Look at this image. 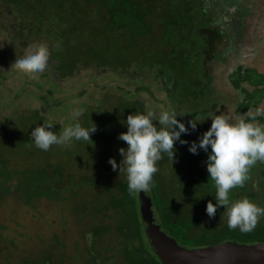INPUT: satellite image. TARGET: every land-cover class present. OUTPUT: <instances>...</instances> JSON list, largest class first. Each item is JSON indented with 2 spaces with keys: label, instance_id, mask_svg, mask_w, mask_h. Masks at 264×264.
<instances>
[{
  "label": "trees",
  "instance_id": "obj_1",
  "mask_svg": "<svg viewBox=\"0 0 264 264\" xmlns=\"http://www.w3.org/2000/svg\"><path fill=\"white\" fill-rule=\"evenodd\" d=\"M0 9L9 20L0 25L12 33L11 45L25 48L37 41L48 45L55 80L85 66L98 67L126 76L125 85L131 87L129 91L113 87L75 118L72 124L95 126L89 140L54 144L47 151L32 142V128L52 124L59 134L61 125L38 109H15L0 117V202L14 196L29 206L44 198L74 204L72 223L78 225L70 236L63 231L52 236L31 231L24 237L35 249L39 247L38 253L6 264H162L145 235L140 191L128 190L118 152L127 146L118 136L127 130L128 114H156L142 95L165 91L160 73L171 82L169 99L190 106L189 115H196L190 120L176 117L188 129L181 139L198 142L210 127L208 118L216 100L209 86L206 53L212 43L201 33L204 18L199 0H0ZM230 78L235 90L245 96L236 115L246 114L264 99V74L238 67ZM245 120L264 125V109L260 116ZM189 121L197 123L195 130ZM153 124L165 127L157 120ZM188 146L175 143L173 161L162 153L152 186L143 191L152 201L156 224L190 249L227 241L264 244V216L250 232L230 229L222 216L224 206L217 208L213 218L207 216L206 204L216 203L215 185L206 171L207 153L197 149L193 155ZM110 158L116 160V170L108 163ZM13 180L16 184L10 185ZM242 197L264 208V162L251 166L243 185L229 192L230 201ZM84 234L90 236L88 247L79 246ZM9 243L15 246L13 240ZM1 257L0 253L4 264Z\"/></svg>",
  "mask_w": 264,
  "mask_h": 264
},
{
  "label": "rangeland",
  "instance_id": "obj_2",
  "mask_svg": "<svg viewBox=\"0 0 264 264\" xmlns=\"http://www.w3.org/2000/svg\"><path fill=\"white\" fill-rule=\"evenodd\" d=\"M213 1L202 0L205 8L208 6L210 11L209 21L217 23L218 27L209 25L207 20L200 26L201 33L212 43L206 53V67L211 79L209 86L212 97L216 100L211 113L226 115L230 122L260 116L264 109V99L246 114L236 115L235 110L245 96L232 86L230 74L238 67L264 74V0H219L224 6H220L225 13L223 19L216 15L217 9L212 5ZM3 12L0 9V22L8 23ZM222 12L218 11L219 14ZM6 29L0 25V117L13 113L15 109H38L64 128L75 120L74 110L96 105L106 91L113 87H124L127 91L131 89L130 84L125 85L128 83L126 76L117 77L113 72L98 67L85 66L71 76L55 80L53 67L49 62V67L44 72L29 74L12 65L15 54H22L27 47L17 48L11 45L12 33H8ZM148 63L154 62L148 59ZM160 78L165 91L155 90L152 95L143 94L142 100L151 105V110L154 109L157 116L163 110H176L185 119H193L196 115H189L192 111L190 106L177 105L169 99L173 89L170 80L161 73L158 75V79ZM243 87L252 89L248 84H243ZM251 123L259 124L257 120ZM9 184H16V180ZM71 205L44 198L29 206L18 202L14 196L0 202V253L4 264L33 258L39 247L37 245L38 248L35 249L24 237L29 236L31 231L42 230L50 236L56 231H63L70 236L71 231L78 228V225L72 223ZM77 206L79 204L75 208ZM89 238V234H84L79 240V246L88 247ZM10 240L14 241V247L10 245Z\"/></svg>",
  "mask_w": 264,
  "mask_h": 264
},
{
  "label": "clouds",
  "instance_id": "obj_3",
  "mask_svg": "<svg viewBox=\"0 0 264 264\" xmlns=\"http://www.w3.org/2000/svg\"><path fill=\"white\" fill-rule=\"evenodd\" d=\"M49 57L48 45L37 41L29 44L22 54H15L12 65L35 75L49 67ZM82 111L74 110V116L79 117ZM178 115L181 114L176 110H163L159 113L158 119L152 111L147 114L127 115L125 120L127 130L118 136L127 147L119 148L118 152L122 157L129 192L149 190L153 175L157 172L156 163L162 158V153H166L173 161L176 152L174 144L177 142L181 145L188 144L187 150L193 155L197 154V149L207 153L206 171L216 189V203L209 201L206 204L207 216L213 218L217 208L224 206L222 216H226L230 229L252 231L258 219L264 216V208L247 197L230 201L229 192L243 185L251 166L257 161L264 162V125L246 122L244 119L230 122L226 115H216L212 112L208 118L211 120L210 127L199 137L198 142L189 143L181 139V135L187 134L188 129L177 120ZM153 120H157L159 125L165 127L155 126ZM196 126V122L189 121L191 129L195 130ZM52 128V124L44 123L32 128L30 138L37 148L47 151L54 144L89 140L90 133L96 131L95 126L89 129L81 126L79 122L65 126L59 134ZM108 163L113 170L117 169L118 165L114 158H110ZM119 168L121 171V164Z\"/></svg>",
  "mask_w": 264,
  "mask_h": 264
},
{
  "label": "water",
  "instance_id": "obj_4",
  "mask_svg": "<svg viewBox=\"0 0 264 264\" xmlns=\"http://www.w3.org/2000/svg\"><path fill=\"white\" fill-rule=\"evenodd\" d=\"M141 219L152 251L162 264H264V244L223 242L199 249L177 244L156 224L151 199L139 193Z\"/></svg>",
  "mask_w": 264,
  "mask_h": 264
},
{
  "label": "flooded vegetation",
  "instance_id": "obj_5",
  "mask_svg": "<svg viewBox=\"0 0 264 264\" xmlns=\"http://www.w3.org/2000/svg\"><path fill=\"white\" fill-rule=\"evenodd\" d=\"M199 3H200V5H201V9H202V14H203V18L204 19H201V22H202V25L204 24L203 22H205V20H207V22L209 23V25H212V26H215L216 25V27H218V25H217V23H215V24H213L212 22H210L209 21V19H208V12L210 13V11H208V6H206V8H205V5H203V2H202V0H199ZM216 9H217V12H216V15L220 18V19H223L224 18V14L225 13H223L222 11H221V9H220V6H221V8H224V6H223V3H221V1H219V0H214L213 1V4H212ZM214 8V9H215ZM218 11L219 12H222L221 14H219L218 13ZM207 18V19H206ZM220 19H218V20H220ZM211 27V26H210Z\"/></svg>",
  "mask_w": 264,
  "mask_h": 264
}]
</instances>
